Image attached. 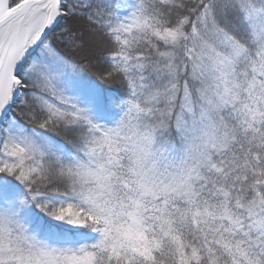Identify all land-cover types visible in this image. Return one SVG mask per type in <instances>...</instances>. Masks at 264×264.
Here are the masks:
<instances>
[{
  "label": "snow or ice",
  "instance_id": "snow-or-ice-1",
  "mask_svg": "<svg viewBox=\"0 0 264 264\" xmlns=\"http://www.w3.org/2000/svg\"><path fill=\"white\" fill-rule=\"evenodd\" d=\"M0 264H264V0H0Z\"/></svg>",
  "mask_w": 264,
  "mask_h": 264
}]
</instances>
